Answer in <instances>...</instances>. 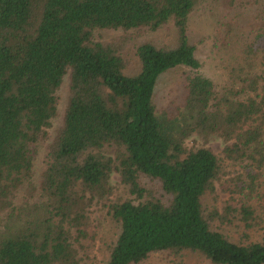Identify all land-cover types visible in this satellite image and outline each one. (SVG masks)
<instances>
[{
  "label": "trees",
  "instance_id": "trees-1",
  "mask_svg": "<svg viewBox=\"0 0 264 264\" xmlns=\"http://www.w3.org/2000/svg\"><path fill=\"white\" fill-rule=\"evenodd\" d=\"M198 1L0 0V264H84L97 203L119 226L106 264H146L160 252L177 262L184 251L212 264H264V65L240 88L218 90L188 40ZM235 1H225L236 5L232 17L248 4L257 29L243 60H264V0ZM169 22L175 42L137 45L134 75L117 47L93 40L95 29L157 31ZM177 68L174 107H158L159 76ZM66 75L62 124L36 176ZM193 134L222 138V153L242 167L240 186L208 218L203 198L216 190L221 161L209 147H187ZM113 173L130 198L110 202ZM215 218L261 226V239L231 241L211 228Z\"/></svg>",
  "mask_w": 264,
  "mask_h": 264
},
{
  "label": "rangeland",
  "instance_id": "rangeland-1",
  "mask_svg": "<svg viewBox=\"0 0 264 264\" xmlns=\"http://www.w3.org/2000/svg\"><path fill=\"white\" fill-rule=\"evenodd\" d=\"M225 1L199 0L188 19V40L197 46L196 57L202 63V72L214 81L220 91L229 87L240 88L242 78L261 73L264 65L260 53H252L248 59L243 60L244 57H248L246 56L248 48H245V44L250 42L251 36H254L257 31L256 27L251 25L254 18L251 11L249 12V8H247L248 4L240 11L241 16L238 15L234 19L232 15L236 12V5L230 6ZM238 1L247 2V0H236L235 2ZM223 12H226L225 16H223ZM235 20L240 21V23L233 24ZM175 39L176 33L171 22L157 31H148L147 29L141 31L137 29L127 31L122 29H95L93 32V40L110 44L119 49V54L122 55L125 62V74L127 75H134L140 70V63L135 55L137 45L151 42L160 47L173 44ZM181 72L182 68H177L159 76L153 96L155 105L157 104L158 107L163 105L174 107L171 103L177 94ZM68 82V76L66 75L58 91L57 114L53 119L45 141L38 146L39 151L34 167V175L36 176L40 173L44 163L45 146L51 144L56 136L57 129L62 124L68 98ZM185 144L187 147L194 148L199 146L209 147L220 159L222 176L216 182L214 194L203 198V214L207 217L210 211L222 212L224 204L241 184V165L225 157L222 153L225 143L222 138L214 134L209 136L193 134L186 140ZM140 183L142 187L154 191V195L160 198L157 187L153 185L152 180L141 176ZM109 184L112 187V193L108 197L111 200L110 202L130 198L128 188L121 181L118 173L111 175ZM151 194L153 193L151 192ZM107 211L108 207L103 203L94 204L90 209V226L94 239L86 242L84 264H106L108 260L109 248L117 238L119 226ZM211 228L220 231L235 242H246L248 239L260 240L263 231L261 226H254L249 230L245 229L236 218L232 219L230 223H221L219 219L215 218L211 221ZM146 264L212 263L199 252L184 251L177 262H174V257L167 252H160L152 254L147 259Z\"/></svg>",
  "mask_w": 264,
  "mask_h": 264
}]
</instances>
